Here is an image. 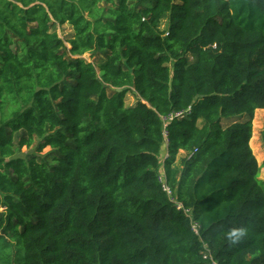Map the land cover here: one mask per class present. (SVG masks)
<instances>
[{"label": "trees", "instance_id": "1", "mask_svg": "<svg viewBox=\"0 0 264 264\" xmlns=\"http://www.w3.org/2000/svg\"><path fill=\"white\" fill-rule=\"evenodd\" d=\"M262 109L264 0H0V264H264Z\"/></svg>", "mask_w": 264, "mask_h": 264}, {"label": "rangeland", "instance_id": "2", "mask_svg": "<svg viewBox=\"0 0 264 264\" xmlns=\"http://www.w3.org/2000/svg\"><path fill=\"white\" fill-rule=\"evenodd\" d=\"M166 27V19L161 21V24L159 26V28L161 30L165 29ZM68 30L66 27L63 28H56V31L59 35L60 38L65 39ZM82 58H84L86 61L91 62L93 61L91 54L87 53L85 55L82 56ZM137 101V97L131 93L126 94L125 98H124V104L126 107L129 106H133L135 105ZM250 148L252 150L253 155L256 158L257 164L260 167V172H259V180L264 182V109H262V111L260 110H256L254 113V119H253V123H252V138L250 141ZM32 149H34L32 147ZM32 149H26V148H22L20 150V153L18 154L21 157H25L26 154L32 152ZM49 151L48 148H46L42 154H45ZM166 151V145L164 143V146L162 147V156H161V162L163 161L162 157H164ZM185 154L179 152L178 156H177V161H179V159H181L182 157H184ZM159 173L161 175V177L163 178V171L160 168Z\"/></svg>", "mask_w": 264, "mask_h": 264}, {"label": "built area", "instance_id": "3", "mask_svg": "<svg viewBox=\"0 0 264 264\" xmlns=\"http://www.w3.org/2000/svg\"><path fill=\"white\" fill-rule=\"evenodd\" d=\"M190 113L189 109L186 111H182V112H174L171 113L170 115H168L167 117L162 118L163 121V132H164V136H166L167 132H166V125L173 120L174 118H179V117H183L185 115H188ZM166 157V156H165ZM161 183H162V188L163 190L167 193L169 200L170 201H174V198L172 196V193L170 191V189L168 188V186L165 184L163 178H161ZM179 206V205H178ZM180 207V206H179ZM192 230L194 232H197V227L195 224L192 225ZM205 253L203 255V259L206 261H209V264H217L212 258L211 255L209 253V250L207 248H205Z\"/></svg>", "mask_w": 264, "mask_h": 264}, {"label": "clouds", "instance_id": "4", "mask_svg": "<svg viewBox=\"0 0 264 264\" xmlns=\"http://www.w3.org/2000/svg\"><path fill=\"white\" fill-rule=\"evenodd\" d=\"M231 235L233 236V237H239V236H241V235H243V230L242 229H240V230H234L232 233H231Z\"/></svg>", "mask_w": 264, "mask_h": 264}, {"label": "crops", "instance_id": "5", "mask_svg": "<svg viewBox=\"0 0 264 264\" xmlns=\"http://www.w3.org/2000/svg\"><path fill=\"white\" fill-rule=\"evenodd\" d=\"M67 28V27H66ZM68 29V28H67ZM71 31L70 30H68V33L67 34H69ZM182 154H183V152H181ZM165 156L167 155V151H165V154H164Z\"/></svg>", "mask_w": 264, "mask_h": 264}, {"label": "water", "instance_id": "6", "mask_svg": "<svg viewBox=\"0 0 264 264\" xmlns=\"http://www.w3.org/2000/svg\"><path fill=\"white\" fill-rule=\"evenodd\" d=\"M121 90H118V92H120Z\"/></svg>", "mask_w": 264, "mask_h": 264}]
</instances>
